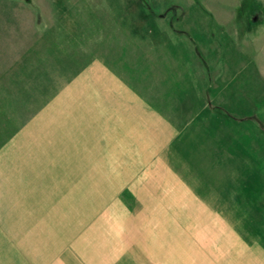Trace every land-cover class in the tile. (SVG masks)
I'll use <instances>...</instances> for the list:
<instances>
[{
  "label": "rangeland",
  "instance_id": "obj_1",
  "mask_svg": "<svg viewBox=\"0 0 264 264\" xmlns=\"http://www.w3.org/2000/svg\"><path fill=\"white\" fill-rule=\"evenodd\" d=\"M144 1L147 4L143 0H0V145L14 134L8 148L9 165L0 167V189L15 184V190H21L27 185L31 203L35 206L41 197L40 206L46 207L32 218L39 221L38 230L15 231L20 241L31 240L30 246H15V254H63L65 245L86 239L92 228L91 237L99 238L105 229L118 232L119 223L141 220L143 227H150L151 222L161 225L167 220L169 213L163 205H171L167 195L173 193L166 190L168 174L161 165L158 169L153 165L155 175L145 177L151 168L149 150L128 151V162L130 154L136 152L139 164L111 166V173L118 168L121 173L107 182L92 174L88 162L69 164L64 170L65 162L54 159L70 162L74 154L90 156L99 143L92 140L88 129H51L47 134L46 129H21L55 98H67L68 84L88 60L104 61L138 91L146 92L145 85L156 81L163 110L160 114L166 119V115L172 116L174 121L180 115L169 112L167 105L172 110L182 103L177 95L175 101L167 102L173 89L177 93L194 84L196 93L202 95L205 83L212 80L216 83L212 94H222L224 84L233 79L240 108L233 106L239 108L238 117L233 118L238 123L230 127L238 130L229 138H244L241 144L239 141L237 156L246 151L251 159L258 153L260 137L249 129L247 121L253 119L264 131V0ZM252 6L255 12H250ZM150 10L151 20L143 21L144 15L138 11L145 14ZM76 33L80 36L74 43ZM203 65L211 70L207 77ZM182 78L191 85L185 82L181 88ZM74 98L71 94L69 99L60 100L57 110H52L53 102L47 113L62 114L61 122H70L75 115ZM142 145L146 146L144 141ZM263 159V155L256 156L251 174L255 177L253 201L259 222L264 221V173L257 164ZM62 170L67 175L62 176ZM80 172L83 178H77ZM152 176L159 183V203L154 198L152 186H157ZM54 177L57 181L50 183ZM228 178L231 189L240 185L233 175ZM143 180L147 181L142 191L139 185ZM225 217L230 220L231 215ZM51 222L59 223L58 245L35 244L54 241L44 229ZM7 252L11 253V247H0V259ZM0 264L7 263L0 260Z\"/></svg>",
  "mask_w": 264,
  "mask_h": 264
},
{
  "label": "crops",
  "instance_id": "obj_2",
  "mask_svg": "<svg viewBox=\"0 0 264 264\" xmlns=\"http://www.w3.org/2000/svg\"><path fill=\"white\" fill-rule=\"evenodd\" d=\"M198 32L201 34L203 31ZM198 32L197 37L201 40ZM203 67L207 77L210 68ZM233 81L229 79V83L224 84L222 94H212L216 83L205 81V93L198 95L195 85L182 78L179 83L181 88L185 82L191 86L188 89L183 87L177 93L173 89L176 94L167 95V102L177 95L182 103L177 106L179 109L174 106L172 110L167 105L169 112L180 115L174 121L172 116L166 115V119L160 114L163 110L158 102L156 81L152 79L150 84H146V92L138 91L104 61L90 60L76 73L65 92L68 99L71 94L75 95L72 103L74 118L64 123L61 122L62 114L47 113L50 104L54 102L52 110H57L58 102L67 99L55 98L21 129H46V134L51 133V129H88L92 140L99 143L93 151L88 147L90 156L85 158L83 154H74L70 162L54 159L65 162L62 169L69 164L78 165L82 160L88 162L87 165H92V174L101 176L99 178L107 182L111 176L121 173V168L111 173V166L139 164L136 152L130 154L128 162V151L149 150L151 157L147 159L151 168L145 177L155 175L153 165L155 169L161 165L168 174L166 190L173 193L167 195L171 205L162 204L169 213L167 220L161 225L151 222L150 227H143L141 220L138 223H119L118 232L110 230L109 233L105 229L99 238L91 237L92 228L86 239L65 245L63 254L48 257H42V253L38 257L30 252L15 254V246L31 245L28 238L23 241L16 238L15 231L38 230L39 221L32 218L46 207L40 206L41 197H38L35 206L31 203L30 187L27 185L21 190H15L18 187L15 184L10 188L4 185L5 188L0 189V247H11V253L7 252L0 260L7 264H47L46 261L59 264H264V221L256 220L253 201L255 177L251 174L255 158L250 159L246 151L242 152V157L237 156L243 136L229 138L238 130L232 129L230 124L238 123L233 118L238 117L235 115H239L240 108ZM233 106L239 108L234 109ZM250 117H254V113ZM247 123L252 132L253 129H260L253 119ZM13 135L10 134L0 145L1 168L9 165L8 148L14 142ZM145 164L149 165L148 162ZM80 174L77 178L82 177ZM230 174L238 185L240 183V188H230ZM65 175L67 173L63 172L62 176ZM152 177L154 180L155 177ZM91 179L95 181L94 177ZM0 180L3 181L1 175ZM155 180L157 187L152 186V190L159 203V183ZM53 181H57L56 177L50 183ZM144 181L147 180H143L139 190L143 191ZM16 196L20 197L17 201ZM224 214L231 215L230 220L224 218ZM58 224L51 222L44 227L49 230L48 239L54 241L35 244L58 245Z\"/></svg>",
  "mask_w": 264,
  "mask_h": 264
},
{
  "label": "trees",
  "instance_id": "obj_3",
  "mask_svg": "<svg viewBox=\"0 0 264 264\" xmlns=\"http://www.w3.org/2000/svg\"><path fill=\"white\" fill-rule=\"evenodd\" d=\"M139 7V6H138ZM251 11H253V12H255L256 10L254 9V7L252 6L251 7V10H250V12ZM138 14H140V15H144L143 16V21H146V22H148V21H150L151 20V18H152V15H150V14H152V11L150 10V13H143V12H139L138 11ZM79 32V31H78ZM76 36H80V34L79 33H76V35L74 36V43L75 42H77V40H76ZM71 41H72V39H71ZM90 60H88L85 64H84V66L89 62ZM148 84H150V82H148ZM148 86H150V85H148ZM145 89H146V85H145ZM148 89H149V87H148ZM253 133L254 134H256V135H258L260 138H259V144L261 145L260 147H259V151H258V153L256 154V153H254V154H256L255 155V159H256V156H258L259 154H260V156H264V131L262 130V129H253ZM255 163H256V161H255ZM256 165V164H255ZM258 166H257V168L259 167L260 169H261V171L264 173V159L263 160H259V162H258V164H257Z\"/></svg>",
  "mask_w": 264,
  "mask_h": 264
},
{
  "label": "flooded vegetation",
  "instance_id": "obj_4",
  "mask_svg": "<svg viewBox=\"0 0 264 264\" xmlns=\"http://www.w3.org/2000/svg\"><path fill=\"white\" fill-rule=\"evenodd\" d=\"M143 2H144V4H145V3L147 4L146 1L143 0ZM171 19H174V14H173L172 12H171Z\"/></svg>",
  "mask_w": 264,
  "mask_h": 264
}]
</instances>
